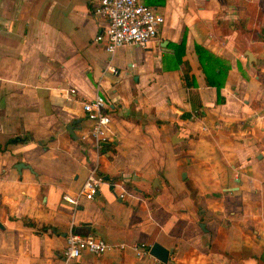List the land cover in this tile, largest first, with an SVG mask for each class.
<instances>
[{
  "label": "crops",
  "instance_id": "0c3cea01",
  "mask_svg": "<svg viewBox=\"0 0 264 264\" xmlns=\"http://www.w3.org/2000/svg\"><path fill=\"white\" fill-rule=\"evenodd\" d=\"M140 2L162 17L155 38L110 55L92 41L105 21L89 0H0V264H63L69 230L170 253L161 263L126 247L67 264H264L259 0ZM196 46L221 61L218 90ZM95 94L113 137L98 193L73 206L62 195L94 158L80 101Z\"/></svg>",
  "mask_w": 264,
  "mask_h": 264
},
{
  "label": "built area",
  "instance_id": "2783aa9c",
  "mask_svg": "<svg viewBox=\"0 0 264 264\" xmlns=\"http://www.w3.org/2000/svg\"><path fill=\"white\" fill-rule=\"evenodd\" d=\"M89 5L91 13L105 21V25L92 41L102 43L103 49L110 55L123 45H145L155 38L158 26L162 22L161 15L140 0H89ZM106 70L114 71L110 64L106 65ZM74 93V89L67 90L69 95ZM80 110L89 122V128L79 135V140L88 145L94 158L76 194L62 195V199L73 206L77 205L79 198L92 200L98 193L100 185L104 182L99 172L98 157L102 153L103 144L113 137L109 130L110 120L105 112V101L102 96L95 94L92 98L80 101ZM119 197H122V194H119ZM126 247L130 248L136 257L148 254L149 250L143 242L130 245L124 242L111 243L69 230L64 236L61 260L63 264H67L83 252L100 255L110 250L121 251Z\"/></svg>",
  "mask_w": 264,
  "mask_h": 264
},
{
  "label": "trees",
  "instance_id": "16d2710c",
  "mask_svg": "<svg viewBox=\"0 0 264 264\" xmlns=\"http://www.w3.org/2000/svg\"><path fill=\"white\" fill-rule=\"evenodd\" d=\"M259 3L264 4V0H259ZM178 46L180 47V43L177 46H174V48ZM195 51L197 54V59L200 65V69L204 74L205 84L208 86H214L216 90H218L222 86V83H223L224 71L219 69V67L217 66L216 67L219 70L215 71L214 66H215V63H220L221 61L217 59L215 56L209 54L208 52H206L205 50H203L202 48L198 46L195 47ZM185 72H186V69H185ZM185 72L183 71V77L186 80Z\"/></svg>",
  "mask_w": 264,
  "mask_h": 264
},
{
  "label": "water",
  "instance_id": "95a60500",
  "mask_svg": "<svg viewBox=\"0 0 264 264\" xmlns=\"http://www.w3.org/2000/svg\"><path fill=\"white\" fill-rule=\"evenodd\" d=\"M246 56L248 60L253 61L252 55L249 51H246ZM66 130L70 135H72L71 125H66ZM148 253L151 256L155 257L159 262L165 263L167 261L168 254L170 253V251L162 247L158 243H152L149 247Z\"/></svg>",
  "mask_w": 264,
  "mask_h": 264
},
{
  "label": "rangeland",
  "instance_id": "374dc122",
  "mask_svg": "<svg viewBox=\"0 0 264 264\" xmlns=\"http://www.w3.org/2000/svg\"><path fill=\"white\" fill-rule=\"evenodd\" d=\"M259 6L261 7V10H262V12H263V14H264V4L263 3H259Z\"/></svg>",
  "mask_w": 264,
  "mask_h": 264
}]
</instances>
